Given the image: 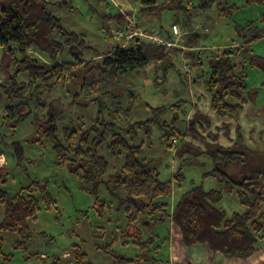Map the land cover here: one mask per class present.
I'll return each mask as SVG.
<instances>
[{
    "label": "rangeland",
    "instance_id": "obj_1",
    "mask_svg": "<svg viewBox=\"0 0 264 264\" xmlns=\"http://www.w3.org/2000/svg\"><path fill=\"white\" fill-rule=\"evenodd\" d=\"M19 1L0 0V7H16ZM203 1L179 0L181 8L176 2L157 14L141 13L138 0H117L115 4L110 0H52L49 4L48 11L59 19L65 31L80 34L86 45L102 52L117 43L128 42L115 36L124 30L126 23L129 28V21L146 32L165 35L172 34L173 23L179 24L182 40H178L174 48L185 46V49L178 50L183 52L173 55L172 65L161 68L156 75L158 64L153 61L142 69L120 73L116 78L99 77L84 67L67 70L65 80L53 88L41 89L37 98L31 97L33 113L20 123L14 135L6 134L9 129L0 126L3 161L0 189L11 197L19 192L27 193L26 188L30 186L40 206L36 218L28 220L31 236L25 244V252L15 247L19 240L17 233L0 230L1 251L10 254L11 264H51L54 255L63 260L61 264H73L70 252L76 247L86 253L89 264H113L118 257L131 258L139 254L134 242L146 240L150 231L159 239L151 241L146 260L127 264H152L150 257L157 260L155 264L168 261L172 227L169 220L155 223V215L145 209L131 223L128 215L135 213L137 204L127 199L121 189H110L105 183L97 186L101 201L95 203V193L90 191L92 184L83 181L72 166L57 163L52 143L43 131V116L52 117L62 143H65L63 127L86 129L95 118L113 123L130 145L140 147L137 159H143L148 168L157 171L160 180L171 181L170 194L162 197L168 210L192 186L200 185L204 190L222 189L221 181L206 174L217 167L234 181L256 176L264 182V71L249 64L253 54L264 57V0H206L205 6ZM219 6L225 12L223 15L219 14ZM202 24L208 26V31L202 30ZM195 32L200 37L193 35V43H187ZM253 34H258L255 40H251ZM230 43L240 47L234 63L241 66L238 70L244 71L246 81L243 93L246 100L236 121L220 117L210 108L211 94L205 86L210 72L208 56ZM192 47L201 52L198 67L194 65ZM67 50L66 47L58 56V62L70 59ZM30 52L39 60L46 59L43 54ZM84 56L86 60L93 57L89 52ZM184 63L190 66L187 74L182 71ZM13 68L14 61L6 58L0 65V85L6 83L3 75L12 74ZM156 76L158 85L154 83ZM17 79L28 82L24 72H20ZM3 97L5 93L0 87V99ZM173 105L177 106L168 110L162 120L167 124L165 131L172 126L185 132L184 136L176 138L175 144L168 146L161 140L158 126H154L149 135L141 130L133 134L128 128L129 123L150 117V107ZM34 113L38 115L36 119ZM195 114L206 120L199 118L190 126L189 120ZM4 133L7 136H3ZM104 138L99 154L108 162L107 179L123 164L125 153H118L119 148H114V152L110 150V135ZM217 146L232 152L236 158L226 157L215 163L211 149ZM43 192L54 201L49 209L43 202ZM216 207L227 219L244 210L235 191L223 194ZM261 210L264 212V201ZM4 215L5 204L0 203V221ZM146 218L154 221L149 228L143 223ZM158 245L157 250H153Z\"/></svg>",
    "mask_w": 264,
    "mask_h": 264
},
{
    "label": "trees",
    "instance_id": "obj_2",
    "mask_svg": "<svg viewBox=\"0 0 264 264\" xmlns=\"http://www.w3.org/2000/svg\"><path fill=\"white\" fill-rule=\"evenodd\" d=\"M51 2L52 0H20L16 7H0V49L7 59L14 61L13 73L9 75L4 85H0L9 100L3 111L2 125L10 129V135H14L20 123L26 121L33 113L30 108L31 97L37 98L41 89L53 88L56 83L65 80L67 70L84 67V70L96 72L99 77L116 78L120 73L142 69L153 61L158 64L155 66L156 75L161 68L166 69L172 65L173 55L183 52L178 51L181 48L178 50L174 47L167 48L164 45L146 42L136 36H133L129 42L112 45L105 52L99 51L86 45L80 34L63 29L59 19L48 11ZM138 2L139 11L143 14H157L176 2H178L177 7L181 8L179 0H138ZM206 4V0L203 1V5ZM218 8L219 14L223 15L225 13L223 9L220 6ZM106 33V37H109ZM163 35L171 38L170 33ZM193 35L196 38L200 37V34L195 32L189 36L187 43H193L194 37L191 38ZM257 36L258 34H253L251 40H255ZM235 45L238 44L230 43L210 53L208 56L210 72L205 81L206 89L211 94L210 108L220 117L234 121L238 119L246 100L243 96L246 87L245 73L243 70H238L241 66L238 67L234 63L240 53L239 45ZM66 47L70 59L58 62V56ZM32 50L43 54L46 59L39 60L31 55ZM85 52H89L93 57L86 60ZM191 52L196 58L194 65L198 67L201 64V52L195 50ZM249 64L264 71V57L260 55L253 54ZM20 72L27 75V83L17 79ZM51 79L54 81L49 82ZM154 83L158 85L157 76ZM23 91H29L27 93L29 98L25 97ZM180 103L181 101L178 105ZM174 106L177 105L150 107V117L129 123L128 128L133 134L141 130L145 135H149L152 128L158 126L161 130V140L168 146L173 145L177 142L176 138L184 136L185 132L172 126L165 131L164 127L167 124L162 120V116ZM34 116L35 119L38 117L36 113ZM43 118L45 119V116ZM199 118L206 120L205 117L195 114L194 118L189 120L190 126ZM44 119H42L43 131L52 143L57 163L72 166L83 181L92 184L93 188L90 191L95 193V203L101 201L97 196L98 185L105 183L110 189H121L127 199L137 204L135 213L128 215L131 223L147 209L155 215L156 221L162 223L169 220L176 226L184 246L205 244L212 252L220 253L225 258H248L255 250L258 240L264 238V212L261 210L264 201V182L258 180L259 177L250 176L234 181L217 167L218 169L206 174L215 176L221 181L222 189L204 190L200 185L192 186L168 210V204L162 201V197L170 194L171 181L160 180L157 171L148 168L143 159H137L140 147L130 145L113 123L95 118L86 129L63 127L62 135L65 143H62L57 137V127L52 117ZM105 135H110L108 145L110 150L119 148L118 153H125L123 164L107 179L105 175L108 162L99 154V146L104 142ZM222 148L217 146L211 149L215 163L226 157L236 158L232 152ZM36 186L38 187L37 184ZM26 189L27 193L19 192L11 197L0 189V203L5 204V215L0 221V230L17 233L19 240L15 247L21 248L24 252L25 244L31 236L28 220L35 219L36 210L40 208L39 201L31 193L32 188L27 186ZM232 191H235L244 210L241 213H234L227 219L216 204L223 194ZM43 193V202L46 209H49L54 201L47 193ZM154 239L158 238L154 236L134 242L140 253L131 258L118 257L113 264L146 260L145 254L149 252L151 241ZM1 244L0 238V264H11L10 254L1 251ZM158 247L159 245L153 250L156 251ZM70 255L73 264H89L86 261V253L78 247L74 248ZM52 259L51 264H61L63 261L57 255ZM148 259L152 260V264L157 261L152 257Z\"/></svg>",
    "mask_w": 264,
    "mask_h": 264
},
{
    "label": "crops",
    "instance_id": "obj_3",
    "mask_svg": "<svg viewBox=\"0 0 264 264\" xmlns=\"http://www.w3.org/2000/svg\"><path fill=\"white\" fill-rule=\"evenodd\" d=\"M110 1L113 2L114 4L115 1L117 2V0L115 1L110 0ZM122 13H125V11H123ZM127 28H128V24L126 23V27L124 28V30L123 31L120 30L119 32H117L120 33V35L118 37L115 36L116 39L118 40L121 39L123 41L127 32ZM0 57H1L0 59V65H1L6 60L1 49H0ZM10 67H13V63L10 64ZM9 75H10L9 73L3 75V77L5 78V82H7ZM23 94L27 95L26 92ZM8 103L9 100L6 97L0 99V126H3L2 125L3 111ZM6 134H11L10 129L7 130ZM6 134L4 133L3 136H7ZM3 158L5 160L4 156ZM143 221H144L143 223L147 226V228H149V226L154 222L152 219L149 220L147 218L143 219ZM155 223H160V222L156 221ZM170 231H171L170 233L171 243H169L168 245V261L165 264H264V238L258 240L255 250L248 258L237 259V258H225L220 253L212 252L205 244L192 245L189 247L184 246L181 241V234L179 229L172 224ZM154 236L155 238L159 239L158 235L156 236V234H153L150 231V236L148 238Z\"/></svg>",
    "mask_w": 264,
    "mask_h": 264
},
{
    "label": "built area",
    "instance_id": "obj_4",
    "mask_svg": "<svg viewBox=\"0 0 264 264\" xmlns=\"http://www.w3.org/2000/svg\"><path fill=\"white\" fill-rule=\"evenodd\" d=\"M130 26L127 28V32L125 35L126 41H130L133 36H136L146 42L154 43V44H159V45H164L167 48L175 47L176 44L182 40L181 36V26L179 24L173 23L171 25V38H166L164 37L163 34L157 31L153 32H146L144 30H141L139 28L134 27V23L132 21H129ZM202 30L207 31L208 28L206 25L202 24L201 25ZM120 33H117L116 36L118 37ZM181 49H185V46L180 47ZM191 50H195L196 47L190 48ZM182 70L184 73H188L190 71V66L187 63H184L182 66ZM175 141V140H174ZM3 164V161L0 156V166Z\"/></svg>",
    "mask_w": 264,
    "mask_h": 264
}]
</instances>
